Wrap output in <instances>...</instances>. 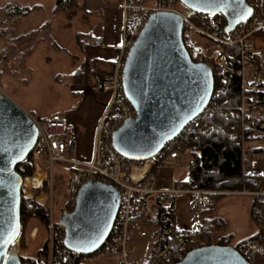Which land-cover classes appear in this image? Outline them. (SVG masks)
I'll return each instance as SVG.
<instances>
[{
  "label": "built area",
  "instance_id": "1",
  "mask_svg": "<svg viewBox=\"0 0 264 264\" xmlns=\"http://www.w3.org/2000/svg\"><path fill=\"white\" fill-rule=\"evenodd\" d=\"M252 10V16L236 25L231 31L226 30V21L222 14L214 16L186 12L179 0H123L122 1V43L118 48L112 65L111 75L101 85V91L109 97L105 110L95 128L93 137V151L89 160H81L73 155L77 152L75 142L68 139L69 123L65 117L54 116L38 118L31 115L38 129V141L34 149V159L40 161L47 172V184L29 189L34 198L45 200L39 207L45 208L42 216L50 233V258L57 238L64 245L65 229L55 221L54 216V187L53 176L56 164L67 168L69 183L67 193L71 201L76 202L80 188L87 182H102L114 186L120 193V207L113 229L110 243L96 254L83 256L85 263L100 258H114L121 260V264H176L185 259L186 255L199 247L215 245L213 236L201 237L202 226L195 229H178L176 226V201L179 197L191 199L195 208L200 212L208 210L213 198L222 192L204 189H191L183 183L176 182L169 189L157 188V172L164 167H178L180 154L170 152L178 138L169 143L156 157L148 161L149 170L135 183L130 174L134 166H142L145 162H136L123 158L114 148L113 135L128 119L136 117V111L127 99L123 73L130 49L154 13L166 12L178 14L184 20L186 30L184 35L191 48L190 56L195 62L208 64L213 74L224 81V74L229 70L226 59V47L238 46L240 49L241 68V99L236 108L240 118V128L232 126L230 130H240L241 142V173L245 179L258 176V155H245V134L264 138V122L260 120L263 111L257 96L264 93V65L247 71V64L252 58L249 54L251 39L254 34L264 30V0H244ZM0 95L7 96L1 89ZM212 115L213 109L205 110L200 116L192 120L183 130L187 134H202L210 131V126L202 116ZM182 132V133H183ZM181 133V134H182ZM154 168L151 171V168ZM49 170L51 179H49ZM228 195L246 196L252 199L250 215L256 225L253 235L240 241L230 242L249 264H264V189L250 190L243 188ZM152 201L154 203L152 204ZM151 204L157 224V242L151 254L143 259L135 258L129 261V255L138 253L139 249L131 245V235L137 232L142 238L148 236L141 217L147 206ZM160 208L166 212L157 221ZM59 225V226H57ZM74 256L78 254L73 253ZM80 256V255H79Z\"/></svg>",
  "mask_w": 264,
  "mask_h": 264
},
{
  "label": "water",
  "instance_id": "2",
  "mask_svg": "<svg viewBox=\"0 0 264 264\" xmlns=\"http://www.w3.org/2000/svg\"><path fill=\"white\" fill-rule=\"evenodd\" d=\"M188 14H222L226 30L248 20L252 10L244 0H179ZM184 20L178 14L154 13L130 49L123 83L136 111L114 133L113 145L134 166L137 183L148 172V161L177 139L208 107L214 78L208 64L195 62L183 40ZM38 129L31 115L8 96L0 95V264H22V188L40 187L47 176L38 164L24 179L17 167L33 154ZM44 197L40 199L43 203ZM120 207V193L106 183L87 182L79 190L74 210L59 218L64 247L80 256L99 252L109 240ZM176 264H249L230 246L208 245L191 250Z\"/></svg>",
  "mask_w": 264,
  "mask_h": 264
},
{
  "label": "crops",
  "instance_id": "3",
  "mask_svg": "<svg viewBox=\"0 0 264 264\" xmlns=\"http://www.w3.org/2000/svg\"><path fill=\"white\" fill-rule=\"evenodd\" d=\"M90 1H86L84 11L77 10L71 15L67 8L56 10L57 0H0V89L27 113L38 118L55 114L41 106L43 94L37 83L39 79L43 80L40 73L44 70L45 64H53L65 69L54 77L55 82L60 85H63L67 76L69 81H72L70 77L85 65L84 76L80 77L79 85L75 87L70 82L72 94H77L83 105L73 116L65 117L70 129L72 125L75 126L70 140L75 142L77 158L81 160H89L92 156L94 129L109 99L108 95L101 91V85L111 75L116 53L122 43L123 27L121 9L117 10L121 15L119 13L116 17L113 11L95 14V11L89 8ZM27 10L31 11L27 12ZM94 18L96 23L100 24L95 23L96 29L77 27L73 31V44L67 42L66 28L69 24H76L81 19L89 22ZM32 32L37 33L32 34ZM80 34L83 36V45L77 41V36ZM9 62L17 66L9 68ZM181 156L179 159L181 165L173 166L174 169L182 166ZM188 178L183 180L174 178L169 187L171 188L176 182L184 183ZM229 197L234 200L232 204L244 206L242 227L236 224L229 225L226 222L222 207L224 197L214 203L209 217L224 221L222 236L240 241L256 231V225L250 215L252 199L239 195ZM150 207L151 204L147 206L141 217L148 236L142 238L137 232L131 235V245L138 247L144 256L152 253L157 242L158 227L154 211ZM176 207L175 222L178 229L198 227L200 211L194 207L190 198L179 197Z\"/></svg>",
  "mask_w": 264,
  "mask_h": 264
},
{
  "label": "trees",
  "instance_id": "4",
  "mask_svg": "<svg viewBox=\"0 0 264 264\" xmlns=\"http://www.w3.org/2000/svg\"><path fill=\"white\" fill-rule=\"evenodd\" d=\"M76 0H57L56 10L62 8L73 7ZM10 5L8 6V8ZM31 10H27L30 12ZM186 27H184V31ZM37 32H32L35 34ZM185 33V32H184ZM183 33V40L189 52L191 48L188 45L186 36ZM25 37V36H24ZM83 36L78 35V41L83 45ZM260 39L264 42V30H260L254 34L251 39V46L249 54L252 58L251 63L247 64V71L251 69L260 68L264 65L262 59V51H259L255 40ZM261 48H263L261 46ZM226 59L229 70L224 74V81L221 82L215 74L214 78V92L211 98L208 109H213L212 115L204 114L202 119L210 126L208 133L202 134H187L183 132L178 137V143L171 146L170 152H178L181 155H190L191 162L189 165V178L184 182V186L191 189H204L215 192H235L243 188L250 190L264 189V173L258 176H251L245 179L241 173V142L240 130L232 132L230 128L237 126L240 128V118L237 116L236 108L240 104L241 99V80L239 70L241 68L240 49L236 45L226 47ZM196 61L195 59H193ZM258 103L262 104L263 111L260 120L264 122V93L257 96ZM245 143L261 142L264 138L254 137L251 133L243 135ZM253 153H261V148H252ZM38 164L33 154L27 157L18 167L17 171L24 179L32 178L36 172ZM153 167L151 171H153ZM42 184H47V176ZM22 206H21V233L20 241H23L24 232L29 221L36 216H42L45 208H40V199L29 196L28 187L22 188ZM222 198V194H217L213 198V202L208 207L207 211L200 212L199 221L202 226L201 237L212 235L215 230H222L225 223L222 219L213 218L208 219L207 215L211 212L212 206ZM69 205L66 207L68 212H72L75 207ZM166 212L165 208H160L158 212L157 221L160 222L161 216ZM59 226V225H57ZM113 234L106 243H110ZM22 245V244H21ZM215 245L228 246L230 245L229 237H222L216 241ZM22 264H48L50 258V241L47 240L43 248L38 252L36 258H26L20 256ZM43 258L44 262L41 261ZM52 264H86L83 261V256H74L68 251L57 238L52 252Z\"/></svg>",
  "mask_w": 264,
  "mask_h": 264
},
{
  "label": "rangeland",
  "instance_id": "5",
  "mask_svg": "<svg viewBox=\"0 0 264 264\" xmlns=\"http://www.w3.org/2000/svg\"><path fill=\"white\" fill-rule=\"evenodd\" d=\"M86 1L87 0H81V1L77 0L73 7L66 6L65 8L70 10L71 15H72L74 12L76 13L77 10L84 11ZM89 8L90 9L92 8L93 11H95V14H97L98 12L101 13L103 11H109V12L113 11L112 13H114V16L116 17L117 14L119 13L121 15V12L118 13L117 11L121 9V0H91ZM95 23H96V18H94L93 21H89V22H85L83 19H81V21H78L76 24H72V23L69 24V26H67L66 28V30H68V41L67 42L72 43V41H74L73 31H75L77 27L79 29L84 28V27L86 28L91 27L92 29H96ZM98 24L96 23V25ZM77 41H78V36H77ZM255 44L256 46L258 45V47L260 46L258 50L262 51V59L264 60V42L260 39H257L255 40ZM250 46H251V43H250ZM261 46L263 48H261ZM82 49H85V48H82ZM91 64L93 65V63ZM8 65H9L8 66L9 68H15L17 66V65L15 66L14 63H11V62H9ZM43 69L44 70L40 73L42 75L43 80L40 81L39 79L37 83V86L40 87V91L44 95V96L42 95L43 103L41 104V106L44 107L45 110L55 112V114H53L51 117L60 116V117L70 118V116H73V114L79 110L81 105H83V103L80 102L79 96L77 94H72L71 83H73L75 87L79 85L80 77L82 75L84 76L85 65L80 67L74 73V75L70 77L72 81H69L68 76L65 77L67 79L66 81H64L63 85L56 83L54 77L59 72L65 71V69L61 68L60 66L53 65V64L51 65L45 64L43 66ZM74 128L75 126L72 125L70 131L68 132V139H72ZM255 147L261 148L262 149L261 153H253L251 149ZM244 153L246 156L247 155H258L257 156L259 160L258 170L264 173V141L246 143ZM73 157H78L77 153H75ZM181 157H182L181 158L182 166L180 168L174 169L173 166L164 167L157 172L156 182H155L157 188L159 189L168 188L169 189L170 188L169 185L174 178L178 180H183V179L188 178L191 156L182 155ZM56 166L57 167L54 171V176H53L54 177V191H55L54 216H55V221L59 223V218L61 215H63L64 213H70L66 210V207L69 205H73V202L71 201L67 193V188H68V183H69V174L67 172V168L59 167V165L57 164ZM48 176H49V179H51L50 170H49ZM222 193H224L222 195V198L224 197L222 199V202H223L222 207H223V210L226 216V222H228L229 225L236 224V226L242 227L244 206L241 204L237 205L236 203L232 204L234 200L232 197H229L231 195L226 194L228 192H222ZM213 206H212V210H213ZM211 212L208 213L207 215V218L209 220L213 219L209 217ZM194 213H196V211ZM35 230H37V232L33 235V232ZM212 233L213 234L210 236H213L215 238V242L222 237H227L225 235L222 236L221 230H218V231L214 230ZM49 237H50L49 230L47 228V225L41 219V217L31 219L26 226L23 241H21L22 245H21L20 256H23L26 258H36L38 256V252L43 248L47 240L50 241ZM231 241L236 242L230 239V242ZM144 257L146 256H144L139 249L138 253H132L129 255V261L130 262L134 261L135 258L143 259ZM41 261L44 262L43 258L41 259ZM86 264H121V260L117 257L100 258L95 261L87 262Z\"/></svg>",
  "mask_w": 264,
  "mask_h": 264
},
{
  "label": "flooded vegetation",
  "instance_id": "6",
  "mask_svg": "<svg viewBox=\"0 0 264 264\" xmlns=\"http://www.w3.org/2000/svg\"><path fill=\"white\" fill-rule=\"evenodd\" d=\"M23 187H24V186H23ZM28 193H29V196H31V194H30V190H29ZM22 197H23V195H22ZM37 217L39 218V216H36L35 218H37ZM36 232H37V230H35V231L33 232V235H34Z\"/></svg>",
  "mask_w": 264,
  "mask_h": 264
},
{
  "label": "bare ground",
  "instance_id": "7",
  "mask_svg": "<svg viewBox=\"0 0 264 264\" xmlns=\"http://www.w3.org/2000/svg\"><path fill=\"white\" fill-rule=\"evenodd\" d=\"M185 27V26H184ZM183 33H184V30H183ZM50 117V116H49ZM140 181V180H139ZM53 187H54V177H53ZM29 192V190H28ZM105 246V245H104ZM204 247V246H203ZM200 248V247H199ZM96 254V253H95ZM94 255V254H93Z\"/></svg>",
  "mask_w": 264,
  "mask_h": 264
}]
</instances>
